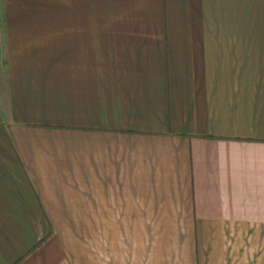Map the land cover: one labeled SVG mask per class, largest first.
Instances as JSON below:
<instances>
[{
    "label": "crops",
    "instance_id": "0c3cea01",
    "mask_svg": "<svg viewBox=\"0 0 264 264\" xmlns=\"http://www.w3.org/2000/svg\"><path fill=\"white\" fill-rule=\"evenodd\" d=\"M0 264H264V0H0Z\"/></svg>",
    "mask_w": 264,
    "mask_h": 264
}]
</instances>
